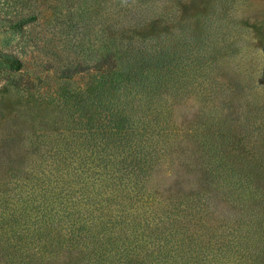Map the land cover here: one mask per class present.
Masks as SVG:
<instances>
[{
    "label": "rangeland",
    "instance_id": "obj_1",
    "mask_svg": "<svg viewBox=\"0 0 264 264\" xmlns=\"http://www.w3.org/2000/svg\"><path fill=\"white\" fill-rule=\"evenodd\" d=\"M0 264H264V0H0Z\"/></svg>",
    "mask_w": 264,
    "mask_h": 264
},
{
    "label": "trees",
    "instance_id": "obj_2",
    "mask_svg": "<svg viewBox=\"0 0 264 264\" xmlns=\"http://www.w3.org/2000/svg\"><path fill=\"white\" fill-rule=\"evenodd\" d=\"M5 63H6V65H7L9 68H11V69H13V70H15V71H17V70L20 69V63H19L18 61H16V60H14V61H7V62H5ZM81 132H85V131H81Z\"/></svg>",
    "mask_w": 264,
    "mask_h": 264
}]
</instances>
